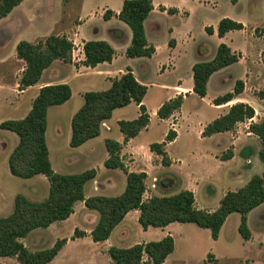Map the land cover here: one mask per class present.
I'll use <instances>...</instances> for the list:
<instances>
[{
    "label": "crops",
    "instance_id": "crops-1",
    "mask_svg": "<svg viewBox=\"0 0 264 264\" xmlns=\"http://www.w3.org/2000/svg\"><path fill=\"white\" fill-rule=\"evenodd\" d=\"M124 1L121 0L120 5L116 8H112L110 4L106 6L113 13L110 20H104L105 11H101L98 15L97 23H94L92 18L83 20L72 41L74 49L71 61L66 63L56 60L44 71L38 84L26 89L20 88V80L26 69V63L17 58V45L21 41L35 44L40 36L34 31V26L29 25V28L25 30L21 28V23H17L14 28L12 22L10 23L12 16L18 9L22 8L24 2L6 18L0 20V26L7 31L6 37L1 31L0 38L2 41L0 43V113L3 117L6 116V118L0 119V124L5 120L24 119L30 113L33 102L43 87L66 84L71 88L72 97L65 104L48 109L46 143L49 160L56 173L74 175L86 171L96 172L95 178L88 181L84 186L86 199L96 196H120L126 189L128 173H145L147 177L145 179L144 200H149L154 196H164L165 193H174L172 195H175L181 191H190L195 196L197 209L210 213L215 212L228 192L238 191L246 186L254 176L264 174V164L259 158L262 144L259 138L249 131L252 123H258L264 118V36L255 34L256 28L261 27L264 23L243 24L245 26L244 30L231 31L220 38L217 28L219 22L224 19L220 18L215 25H203L205 32L206 28H211L213 34L206 32L208 40L204 44H200L196 42L191 32L182 33L180 31L181 28L190 23L189 12L168 5L165 2L160 3L157 0H152L153 10L146 19L144 26L147 40L150 45L154 46L156 52L150 58H128L126 51L132 42V31L118 19ZM170 9L176 12L169 14L168 10ZM84 10L85 6L81 15H84ZM88 17L90 16L88 15ZM166 17L181 18V26L183 27H168L167 41L159 44V37L161 38L165 31L161 21ZM88 24L89 28L93 29L90 32H84L83 28ZM120 33L121 36H119ZM236 33L244 37L240 46H236L232 40L230 41V38ZM88 41H105L109 43L116 53L113 61L99 64L95 68L85 66L84 43ZM170 42L173 44H170ZM221 44H226L234 53L238 54L240 57L239 62L214 73L208 81L206 97L200 98L193 91V66L200 62L211 61L216 56L218 47ZM182 47L187 50L182 51ZM8 55L12 56V59H8ZM181 59H186L185 74L177 76L171 82L172 85L160 84L157 80L158 77L169 71L176 72ZM238 66L241 70L240 74L236 70ZM128 69L132 70L138 82L148 87V92L143 100L146 108V100L152 89L157 88L160 90L158 91L159 94L162 95L163 92H168V96L160 100L153 111L150 110V123L147 128L143 129L137 137L125 141L119 123L121 121H133L140 116V107L133 102L127 107L116 109L112 117L102 123L100 135L97 138L89 140L78 148H72L70 146L72 120L85 103L84 95L88 92L110 89L112 81L120 78ZM238 80L244 83V92L226 105H214L213 101L216 98L233 92L235 83ZM179 95L184 97V103L180 111L169 119H160L157 115L160 107ZM259 95H262V97ZM189 102L196 104L191 108V111L186 112V106ZM201 103L204 106L207 104L206 106L209 108L207 114L200 112ZM236 103L250 105L255 110V117L239 123L232 132L203 137L202 134L206 126L227 114L229 108ZM190 117L193 118L187 126V134L192 131L198 135L200 143V146L197 147L198 150L194 145H188V148H186L181 143L180 127ZM153 118L157 119L159 124L165 125L161 139L157 142L153 140L141 141L140 136L149 132ZM170 130H174L177 136L174 141L167 143L165 146L170 165L164 166L161 157L154 153L150 146L153 143L165 142ZM107 140L115 141L121 145L120 159L125 166V170L106 168L105 163L110 158L106 148ZM254 141L258 145L255 152H253L254 149L250 145ZM18 144L19 137L15 133L0 128V217L3 218L13 213L17 195L21 194L32 202H42L49 196L50 183L44 175L21 179L11 174L9 158ZM229 149H231L232 156L227 159L224 157L223 152H227ZM187 157H193L195 162L203 165V172L190 173L186 166L188 163ZM244 158H246L245 161ZM235 162L238 164L237 168L233 167ZM158 178L161 180L164 194L158 193L159 185L157 188L155 187V180ZM215 186H222L221 198L216 201L213 208H207L205 202L201 201L200 196L202 193L211 195L215 192ZM210 195L208 196L210 197ZM263 207L264 204L248 215L249 227L253 214ZM139 217V210L130 211L112 232L110 238L105 242H100V244L104 243L105 252L103 255H107L111 247L130 248L137 244L147 243L145 241L130 246L123 245L126 239H136L134 236L135 230L139 232L142 230L143 234H149L159 240L171 236L175 241V250L167 258L165 264H185L183 260H170L171 257L177 256L178 244L176 239H195L192 234H199L202 232L201 230H206L194 224L180 223H172L165 228L144 230L139 223ZM230 217L231 215L228 219ZM130 219H133V222ZM98 220V214L86 208L84 201H79L74 206V213L67 220L55 222L45 229H36L22 239L21 242L24 244V240L31 236H34V239H53V242L66 239L67 243L60 253L49 263L56 264L68 245L74 241L69 239L92 240L91 232L97 225ZM69 223L73 224L74 229L84 232L85 236L81 238H74L72 234H68V237L63 236L61 234L63 227ZM136 223H139L140 227ZM224 226L218 240H214L215 244L221 242ZM188 232L191 235L187 234ZM176 233H180V235L176 236ZM113 239L117 241L115 242ZM253 241L254 235L247 242L252 243ZM210 255L214 256L215 260L219 262L217 255L214 253H210ZM107 263L112 264L109 261Z\"/></svg>",
    "mask_w": 264,
    "mask_h": 264
},
{
    "label": "trees",
    "instance_id": "trees-1",
    "mask_svg": "<svg viewBox=\"0 0 264 264\" xmlns=\"http://www.w3.org/2000/svg\"><path fill=\"white\" fill-rule=\"evenodd\" d=\"M22 2L24 0H0V20L6 18ZM152 10V0L123 2L118 19L132 31V42L126 51L128 58H150L156 52L154 46L147 40L144 26ZM175 12L172 9L168 10L169 14ZM112 16V11L108 10L103 18L107 21ZM244 29L242 23L224 18L219 22L217 31L218 36L223 38L228 32ZM206 32L213 34L211 28H206ZM255 34L264 36V29H256ZM73 49V42L64 36L50 35L37 44L21 41L17 45V58L26 63V69L20 80V88L26 89L38 84L44 71L56 60L70 62ZM84 54L85 66L95 68L99 64L111 63L116 53L105 41H88L84 43ZM239 58L229 46L221 44L211 61L195 64L194 93L200 98L206 97L207 84L211 76L238 63ZM147 92L148 87L138 82L132 70L128 69L120 78L112 81L110 89L86 93L84 105L72 120L70 146L78 148L89 140L97 138L102 123L109 120L116 109L127 107L133 102L140 107V116L133 121H121L119 127L125 141L137 137L150 123V116L143 104ZM243 92L244 83L238 80L233 92L216 98L213 101L214 105H226ZM71 97V88L66 84L43 87L34 100L30 113L24 119L7 120L0 124L2 130L11 131L19 137V144L9 158L11 174L21 179L44 175L50 183L49 196L46 200L32 202L23 195H17L13 213L8 217H0V258H15L20 264L52 262L67 243L66 239L58 240L49 249L36 252H32L21 240L36 229H45L55 222L67 220L74 213V206L79 201H84L86 208L99 216L98 223L91 232L92 241L95 243L107 241L132 210L140 211L139 223L144 230L165 228L172 223L194 224L201 229H208L215 241L218 240L228 217L239 214L238 231L245 241L251 240L248 215L264 204V175H256L243 188L228 192L221 200L220 207L212 213L197 209L195 196L190 191H181L171 196H154L144 200L147 177L145 173H128L126 189L120 196H96L86 199L84 186L95 178L96 172L86 171L74 175L56 173L51 166L46 143L48 109L65 104ZM183 103L182 95L169 100L158 110V117L162 120L171 118L180 111ZM254 117L255 110L250 105L236 103L229 108L227 114L207 125L202 135L210 137L232 132L239 123ZM249 130L261 141L259 158L264 164V118L258 123H252ZM176 136V132L170 130L165 142L153 143L150 146L154 153L162 157L164 166L170 165L165 146L174 141ZM106 148L110 154V158L105 163L106 168L125 170L120 159L121 145L107 140ZM231 156L232 153L226 158L229 159ZM84 236V232L75 230L74 238ZM174 250L175 241L168 236L160 241L137 244L130 248L111 247L108 255L112 264H165Z\"/></svg>",
    "mask_w": 264,
    "mask_h": 264
},
{
    "label": "rangeland",
    "instance_id": "rangeland-1",
    "mask_svg": "<svg viewBox=\"0 0 264 264\" xmlns=\"http://www.w3.org/2000/svg\"><path fill=\"white\" fill-rule=\"evenodd\" d=\"M157 2H165L168 5L185 10L190 13L191 17L189 25L185 27L181 26V18H163L161 22L165 31L164 35L161 38L159 37V44H163L167 41L168 27H183L180 29L182 33L191 32L197 43L204 44L208 40V37L203 25H215L220 18H229L248 25L264 23V0H237V2L236 0H157ZM120 3L121 0H24L22 8L15 12L10 23L12 22L13 28L17 23H21V28L25 30L29 28V25L31 27L34 26V31L40 36L35 44L44 41L50 35L64 36L70 41H73L76 33L79 31V25L83 20L85 21L86 19L92 18L94 23H97L99 19L98 15L101 11H108L106 6L110 4L112 8H116ZM84 6L85 12L84 15H81ZM88 15L90 17H88ZM89 27V24L86 25L83 31H92L93 28L90 29ZM258 28L264 29V24ZM3 29L4 28L0 26V38L1 31L4 33L5 37L7 36V31ZM231 40L234 45L240 46L243 43L244 37L236 33L230 38V41ZM1 42L0 39V43ZM181 50L184 51L187 49L182 47ZM7 58L12 59V56L8 55ZM236 70L237 73L240 74L241 70L239 66ZM185 72L186 59H181L176 72H166L163 76L158 77L157 80L160 84L172 85L171 82H173L177 76H183ZM158 91L160 90L154 88L149 93L146 100L147 105L145 104L149 111L148 114H150V110L153 111V108L157 106L160 100L168 96V92H163V96L161 93L159 94ZM259 96L262 97V95ZM195 104L194 102H189L186 106V112L191 111V108ZM206 105L204 106V104L201 103L200 112H204L205 114L209 112V108H207L208 106ZM1 118H6V116L3 117L2 113H0V119ZM192 118L190 117L189 120H185L180 127L181 143L183 147L188 148V145H194L197 149V147L200 146L198 135L192 131L187 134V126L190 124ZM164 129L165 125L159 124L157 119L153 118L149 132L143 133L139 139L141 141L153 140L157 142L161 139ZM250 145L254 149L253 152H255L258 145L255 141L251 142ZM230 150L231 149L227 152H223L224 157L231 154ZM186 159L188 161L186 166L190 170V173L203 172L204 166L195 162L193 157H187ZM245 160L246 158H244V161ZM233 167H238L237 162L234 163ZM160 182V178L156 179L155 187L157 188L159 185L158 193L164 194L165 191H163ZM222 190V186H215V192L211 194L213 197L210 194L202 193L200 199L202 202H205L207 208H213L216 201L221 198ZM172 194L174 193H165L164 196H171ZM208 195H210V197ZM130 221L133 222V219H130ZM239 222L240 215L232 214L226 221L222 231V240L218 244H215L210 231L207 229L201 230L202 232L199 234H192L195 239H176L178 244L177 256L171 257L170 260H183L185 264H264V207L255 212L251 218V228H249L251 234L254 235V241L252 243H248L241 237L238 231ZM136 225L139 226V223H136ZM82 228L84 229V227ZM75 230L73 224L69 223L64 225L61 234L66 237H68V234L74 236ZM187 234L191 235L189 232ZM179 235L180 233H176V236ZM134 236L136 239H126L123 245L130 246L134 243H144L145 241H160L149 234H143L142 230H140V232L135 230ZM57 241L58 240L53 242V239H34V236H31L24 240V244L32 252H36L53 247ZM113 241L116 242L117 240L113 239ZM103 244H95L91 239L74 240L68 245L56 264H108L107 261L112 263L108 254L103 255L105 252ZM210 253L217 255L219 262L216 261L214 256L210 255ZM0 264L20 263L15 258H10L0 259Z\"/></svg>",
    "mask_w": 264,
    "mask_h": 264
}]
</instances>
